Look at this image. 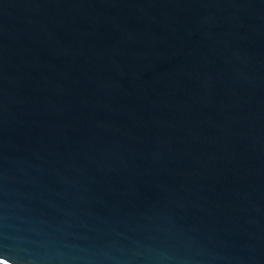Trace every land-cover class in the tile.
I'll use <instances>...</instances> for the list:
<instances>
[{
    "label": "water",
    "instance_id": "obj_1",
    "mask_svg": "<svg viewBox=\"0 0 264 264\" xmlns=\"http://www.w3.org/2000/svg\"><path fill=\"white\" fill-rule=\"evenodd\" d=\"M0 264H264V0H0Z\"/></svg>",
    "mask_w": 264,
    "mask_h": 264
}]
</instances>
